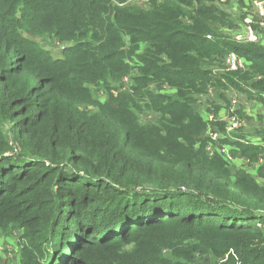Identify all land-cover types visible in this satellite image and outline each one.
Returning <instances> with one entry per match:
<instances>
[{
	"label": "trees",
	"instance_id": "trees-1",
	"mask_svg": "<svg viewBox=\"0 0 264 264\" xmlns=\"http://www.w3.org/2000/svg\"><path fill=\"white\" fill-rule=\"evenodd\" d=\"M125 1L0 0V236L20 232V264H264V163L209 157L194 108L208 88L217 117L231 87L264 103V46L220 36L219 0ZM230 52L245 69L213 70ZM254 136L220 144L255 162Z\"/></svg>",
	"mask_w": 264,
	"mask_h": 264
},
{
	"label": "rangeland",
	"instance_id": "rangeland-1",
	"mask_svg": "<svg viewBox=\"0 0 264 264\" xmlns=\"http://www.w3.org/2000/svg\"><path fill=\"white\" fill-rule=\"evenodd\" d=\"M262 1V0H219L216 2V5L220 10L223 12V15L225 16V23H221L216 25V27L221 32L220 36L222 38H225L228 41H233L240 44H256L264 46V26L260 25L261 17L257 14L255 2ZM148 0H126L124 4L126 5H134L139 7H146L148 4ZM245 19H250V26L254 33L256 34L257 39L253 42H246L245 40L238 41L235 39V35L237 33H242L246 28ZM263 21V18H262ZM211 35H207V37H210ZM36 41H38L42 46H44L45 49L49 50L50 55L52 58H62L64 56L63 50L68 47L69 45H72L68 42L59 43L57 40L53 38H47V37H41L37 38ZM61 45L66 46L64 49H62ZM136 61V60H135ZM216 65H220L218 68L215 67L213 70H222L224 67V61L222 62L218 61L216 62ZM246 61H245V67H246ZM242 70V69H241ZM135 71H133L132 75H135ZM137 74V73H136ZM130 76L123 77L122 83L125 86H129L131 84V81L129 80ZM251 82V81H250ZM244 88H248L247 85L244 86ZM159 92L164 93L165 95H172L174 90L172 88L166 87L163 85ZM91 93L92 97L91 99L94 102H97L96 104L100 103L102 104L106 99L107 91L103 88H100L96 91L95 87H91ZM227 100L229 102L225 103V101L219 100L217 102V105H219V111L217 112L218 117L223 119V124L226 122L225 116L231 115L232 111H230V101H235L234 105V114L238 117V119L241 120V126L234 131H232L231 136H227L225 134L224 126L222 125H216V122H209L208 121V115L210 113H213V107L208 109V103L206 102V98H212L209 95H206L205 97H202L200 100L194 102V108L201 112V114L204 116V121L206 123H210V127L212 130L224 135V139H230V140H244L246 137L254 136V133H257L259 131H262V128H264V103L257 99V98H251L247 95L246 91L242 90H235L229 88L227 90L226 94ZM200 98V97H199ZM262 98L264 99V94H262ZM80 109L83 110H89V111H95L96 107L94 104H83L80 106ZM224 112V115H221ZM214 114V113H213ZM157 113L153 112H146L141 115V118L149 121H154L159 116ZM216 116V115H215ZM230 118V117H229ZM8 124L2 125V129H4L6 136L10 141H12L11 136L7 133ZM206 136V131H205ZM207 137V136H206ZM246 141V140H245ZM261 141V140H260ZM248 142V141H247ZM243 143V142H242ZM206 151V146H205ZM229 156L230 159L226 160L225 157H223L228 162V167L230 171L236 172V171H249L251 175L255 176L256 172L255 170L260 164L264 163V158H262V162H259V159L255 162L249 160L246 157H240V155L235 154L231 152L229 149ZM208 155V154H207ZM219 155L218 153L214 152L213 156ZM209 157H213L208 155ZM259 183H261V180L257 178ZM20 232L19 231H13L11 233L1 235L0 236V264H20V256H19V247H18V237ZM229 253L227 252L223 256H204L201 258H198L197 264H223L226 262V260L229 257Z\"/></svg>",
	"mask_w": 264,
	"mask_h": 264
},
{
	"label": "built area",
	"instance_id": "built-area-1",
	"mask_svg": "<svg viewBox=\"0 0 264 264\" xmlns=\"http://www.w3.org/2000/svg\"><path fill=\"white\" fill-rule=\"evenodd\" d=\"M256 7L257 14L259 17H261L260 25L264 26V0L262 1H257L254 3ZM263 18V21H262ZM250 19H245L246 28L242 33H237L235 35V39L238 41L245 40L246 42H253L257 39L256 34L252 30L250 24ZM62 49H64L66 46L61 45ZM245 60L241 57H239L236 53L230 52L226 55L224 58V67L223 70L226 72H233V71H239L245 69ZM207 95L213 97L214 96V91L211 88H208ZM235 101H230V111H232L231 115H226L225 116V134L227 136H231L230 133L234 131L235 129L239 128L241 124V120L238 119V117L234 114V105ZM230 117V118H229ZM208 121L209 122H218V121H223V119L215 116L213 113H210L208 115ZM207 123L206 127V136L208 139V143L206 145V152L208 155L213 156L214 152L218 153L219 155H222L225 157L226 160L230 159V154H229V149L230 147L225 144H220V139L224 138V135L214 131L210 127V123ZM246 140V141H245ZM243 143H253V144H259L260 143V138L257 136H251L247 137L244 140H238ZM248 141V142H247ZM263 157H259V162H262Z\"/></svg>",
	"mask_w": 264,
	"mask_h": 264
},
{
	"label": "crops",
	"instance_id": "crops-1",
	"mask_svg": "<svg viewBox=\"0 0 264 264\" xmlns=\"http://www.w3.org/2000/svg\"><path fill=\"white\" fill-rule=\"evenodd\" d=\"M221 115H224V112Z\"/></svg>",
	"mask_w": 264,
	"mask_h": 264
}]
</instances>
